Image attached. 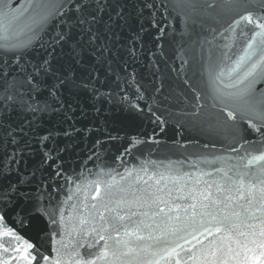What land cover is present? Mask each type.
<instances>
[{
	"label": "snow or ice",
	"instance_id": "obj_1",
	"mask_svg": "<svg viewBox=\"0 0 264 264\" xmlns=\"http://www.w3.org/2000/svg\"><path fill=\"white\" fill-rule=\"evenodd\" d=\"M162 6L180 17L184 33L207 29L198 40L207 56L199 81H185L192 98H185L190 111L182 115L213 138L203 149L219 154L202 158L207 168L193 163L194 171L149 159L123 172L101 167L93 179L81 172L75 192L69 189L55 206L19 187L28 179L7 182L12 167L0 164V264H264V0H168ZM131 7L135 15L129 0H26L22 7L0 0V150L7 164L24 159L25 128L49 109L47 99H39L37 77L56 80L49 87L53 97L70 79L58 78L48 59L29 71L26 54L37 45L67 47L79 63L88 48L108 51L116 30L131 29L145 11L162 31L155 0ZM129 108L143 112L131 102ZM9 145L15 146L11 155ZM50 159L45 152L41 163ZM34 216L48 221L50 252L14 227Z\"/></svg>",
	"mask_w": 264,
	"mask_h": 264
},
{
	"label": "water",
	"instance_id": "obj_2",
	"mask_svg": "<svg viewBox=\"0 0 264 264\" xmlns=\"http://www.w3.org/2000/svg\"><path fill=\"white\" fill-rule=\"evenodd\" d=\"M136 3L137 0H129L128 11L133 15L131 5ZM155 3V20L162 31L157 30L145 11L131 29L116 30V35L108 40V51L88 48L79 63L69 58L67 47L53 51L37 45L26 54L22 62L29 65V71L31 65L48 59L58 78L70 75V79L56 89L53 97L49 87L56 80L51 75L37 77L42 81L39 99L46 98L49 109L38 114L32 128H25L28 135L24 140L29 146L20 163L7 164L0 150V164L12 167L7 182L14 183L18 175L28 179L29 184L19 187L32 196L42 194L45 205L55 206L67 199L69 189L75 192L81 172L93 179L91 173L101 167L123 172L125 167H138L149 159L165 164L171 161L177 168L194 171L190 167L193 163L207 168L201 163L202 158L212 159L210 152L219 154L218 149H203L202 145L213 138L189 127L182 115L190 111L185 98H192V89L185 81L191 84L199 81V69L207 56L206 49L202 51L198 43L208 35L207 29L201 34V29L196 27L186 34L180 17L163 8L168 0H155ZM13 4L22 7L26 0H13ZM129 102L139 105L143 112L131 110ZM149 109L166 123L161 126L156 122ZM43 136L49 139L42 141ZM249 138L257 137L251 134ZM133 139L148 142L133 144ZM14 148L8 146L9 155ZM45 152L54 159L42 164ZM58 169L60 175H56ZM3 179L0 177V181ZM14 227L25 239L46 252L51 251L45 218L34 216L23 226Z\"/></svg>",
	"mask_w": 264,
	"mask_h": 264
}]
</instances>
